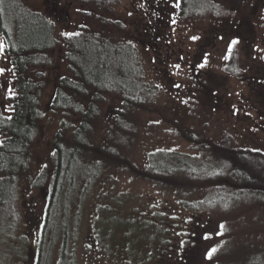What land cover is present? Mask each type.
Instances as JSON below:
<instances>
[{"label": "rangeland", "instance_id": "1", "mask_svg": "<svg viewBox=\"0 0 264 264\" xmlns=\"http://www.w3.org/2000/svg\"><path fill=\"white\" fill-rule=\"evenodd\" d=\"M220 2L223 11L203 19L184 20L177 15L179 0H120L99 10L93 3L74 0H21L55 23L60 42L64 35L88 27L134 43L145 81L158 90L156 103L139 115L136 142L124 151L136 167L124 163L107 171L89 184L87 198L90 204L104 195H124L129 203L125 210L159 218L169 230V238L163 237L164 229L160 232L154 225L140 221L138 226L129 225L128 229L122 227L120 220L102 225L100 217L94 214L88 219V215L77 241L70 244L68 258L72 259L74 254L76 264H117L111 258L119 262L135 259L143 264H264L261 208L250 204L228 216L194 215L183 209L171 191L166 192L131 172L142 171L151 152L198 154L190 142L175 134L178 128L194 130L216 142L229 136L232 146L264 152V0ZM97 17L119 21L123 27H100ZM234 47L238 76L226 70ZM64 52L59 45L52 52L53 64L43 68L46 88L41 108L46 113L58 80L67 74ZM11 75L10 65L9 79ZM12 93L10 85L9 95ZM120 104V98H108L103 105L104 114L110 115ZM59 121V116L47 114L45 128L33 142L30 167L18 181L16 205L12 207L16 217L12 223H6L5 215H0V264H36L37 244L46 226L50 184L34 187L33 183L45 167L52 171L48 157L53 152L52 138ZM2 138L0 133V141ZM97 139L107 140L104 131H98ZM200 187L190 188L194 192ZM174 191L178 196L180 192ZM98 202L93 204L94 208ZM91 206L86 208V214L94 209ZM88 220L93 221L92 227ZM8 224H13L11 229ZM59 228L57 223L48 225L44 243L45 252L51 248L53 264L59 262L63 241ZM55 230L61 235L52 244L50 234ZM150 233L163 237V243L168 242L162 247ZM160 250L166 252L160 254Z\"/></svg>", "mask_w": 264, "mask_h": 264}, {"label": "trees", "instance_id": "2", "mask_svg": "<svg viewBox=\"0 0 264 264\" xmlns=\"http://www.w3.org/2000/svg\"><path fill=\"white\" fill-rule=\"evenodd\" d=\"M74 1L87 5L93 3L98 10L120 2ZM216 1L179 0L177 15L184 20L203 19L223 11L220 0ZM96 20L103 28L117 30L123 27L119 21H106L101 17ZM0 23L6 54L10 58L13 92L9 96V113L0 116L3 136L0 141V215H5L6 223H12L17 215L12 207L16 205L18 181L29 170L31 148L39 132L45 128L47 114L60 117L58 130L52 138L53 152L48 157L52 171L48 172L45 167L33 183L34 187L50 184L46 226L37 244L36 264H53L51 248L45 252L44 243L47 226L55 223L63 234L58 264H76L74 254L72 259L68 258L70 244L77 241L88 215V219L94 214L100 217L102 225L106 221L120 220L119 223H124L122 227L128 229L129 225L138 226L140 221L154 225L160 232L164 229L163 237L165 240L169 238V230L159 218L125 210L129 203L126 197H122L124 195H104L90 204L87 198L89 184L107 171L124 163L136 167L124 151L136 142L140 133L139 115L157 101V87L145 81L135 44L106 36L102 31H91L88 27H82L71 36L64 35L60 42L55 23L21 0H0ZM59 45L65 50L67 74L58 80L46 113L41 108L46 88L43 68L53 64L52 52ZM235 52L234 47L226 70L238 76ZM116 97L120 98V106L105 115L103 105L108 98ZM100 130L107 137L105 142L97 139ZM175 134L190 142L198 154L151 152L142 171L131 169L132 174L136 172L160 189L171 191L183 209L194 215L217 213L228 216L251 204L261 208L264 216V152L232 146L229 136L216 142L194 130L178 128ZM193 185H201V189L193 192L194 188H190ZM174 190L180 192L178 196ZM88 206L94 209L86 214ZM88 224L92 227L94 223L88 220ZM12 225L8 224L7 228L11 229ZM60 233L56 234L55 230L50 234L52 244L59 239ZM151 235L162 247L168 242L164 244L163 237L155 233ZM72 238L75 241H71ZM187 242L184 241V245ZM158 252L164 254L166 251ZM111 260L117 264H143L135 259L125 262Z\"/></svg>", "mask_w": 264, "mask_h": 264}, {"label": "flooded vegetation", "instance_id": "3", "mask_svg": "<svg viewBox=\"0 0 264 264\" xmlns=\"http://www.w3.org/2000/svg\"><path fill=\"white\" fill-rule=\"evenodd\" d=\"M1 25V23H0ZM1 28V27H0ZM0 45L3 46L0 51V116L6 115V107L9 106V92H10V79H9V56L6 54L5 41L0 33Z\"/></svg>", "mask_w": 264, "mask_h": 264}, {"label": "snow or ice", "instance_id": "4", "mask_svg": "<svg viewBox=\"0 0 264 264\" xmlns=\"http://www.w3.org/2000/svg\"><path fill=\"white\" fill-rule=\"evenodd\" d=\"M176 6L179 7V4H177ZM68 35L71 36L73 34L69 33ZM193 39H196V38L194 37ZM236 43H238V41H232V44H236ZM2 49H3V46L0 45V51H2ZM229 52H231V47L229 48ZM225 58H227V57H225ZM201 67H203V65H201ZM2 71H3V69H0V72H2ZM177 87H179V85H177Z\"/></svg>", "mask_w": 264, "mask_h": 264}]
</instances>
